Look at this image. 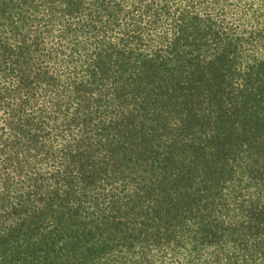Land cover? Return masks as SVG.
Wrapping results in <instances>:
<instances>
[{
  "label": "trees",
  "instance_id": "obj_1",
  "mask_svg": "<svg viewBox=\"0 0 264 264\" xmlns=\"http://www.w3.org/2000/svg\"><path fill=\"white\" fill-rule=\"evenodd\" d=\"M170 259L264 264V0H0V264Z\"/></svg>",
  "mask_w": 264,
  "mask_h": 264
},
{
  "label": "rangeland",
  "instance_id": "obj_2",
  "mask_svg": "<svg viewBox=\"0 0 264 264\" xmlns=\"http://www.w3.org/2000/svg\"><path fill=\"white\" fill-rule=\"evenodd\" d=\"M181 261V260H179ZM164 264H178V262L174 261L173 259H170L168 261H166Z\"/></svg>",
  "mask_w": 264,
  "mask_h": 264
}]
</instances>
